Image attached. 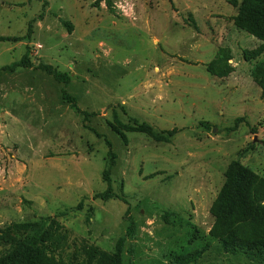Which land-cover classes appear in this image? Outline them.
<instances>
[{
  "label": "rangeland",
  "instance_id": "obj_1",
  "mask_svg": "<svg viewBox=\"0 0 264 264\" xmlns=\"http://www.w3.org/2000/svg\"><path fill=\"white\" fill-rule=\"evenodd\" d=\"M44 1L0 0V35L23 37L0 40V67L28 47L34 64L0 70V228L56 219L68 231L61 264L84 245L113 252L133 221L123 264L132 242L136 264H264L212 233L231 161L264 176V98L249 57L263 40L236 25L235 0ZM221 47L232 54L226 77L207 68ZM40 62L70 74L68 92L98 114L84 121ZM133 118L178 132L125 131V143L112 125ZM106 138L118 196L104 200Z\"/></svg>",
  "mask_w": 264,
  "mask_h": 264
},
{
  "label": "trees",
  "instance_id": "obj_2",
  "mask_svg": "<svg viewBox=\"0 0 264 264\" xmlns=\"http://www.w3.org/2000/svg\"><path fill=\"white\" fill-rule=\"evenodd\" d=\"M235 5L239 7L236 25L263 40L257 49L249 52V57L258 59L253 66L252 74L260 85L261 96L264 98V0H241L239 4L235 0ZM65 24L72 29V23L65 22ZM31 33L32 22L29 24L27 37H30ZM22 38L0 35L1 41H18ZM230 59H232L231 51L224 47L219 48L214 59L207 65L208 71L219 77L228 76L233 70L229 63ZM33 66L31 50L28 47L21 59L0 67V70L14 71L19 67ZM37 67L64 83L62 98L82 113L84 121L98 114L95 111L81 109L77 98L68 92L66 85L72 79L70 74L58 71L52 64L45 62H40ZM124 126L127 127L126 130L116 125H112V129L125 143L128 141L125 131L147 132L158 141L168 140L178 132L177 128L155 132L150 124L139 122L135 118L133 125ZM97 135L101 136L100 133ZM106 143L111 157L109 168L103 173L107 188L97 195L104 200L118 196L114 191L111 177V168L115 166L117 154L112 150L111 140L106 138ZM211 212L215 217L212 233L222 241L227 252L244 251L253 258H261L264 262V176L255 173L239 160H232L226 170L225 183L211 206ZM136 229L134 221L131 222L126 235L118 239L113 252H107L93 245H84L73 255L72 264H123L124 246L127 238L135 240ZM0 235L7 244L5 250L0 251V264H61L68 231L56 219L45 217L38 221L12 223L0 228ZM128 252L131 255L129 264H136L134 242L128 248ZM194 257L195 253L191 252L177 257V260L184 263Z\"/></svg>",
  "mask_w": 264,
  "mask_h": 264
}]
</instances>
